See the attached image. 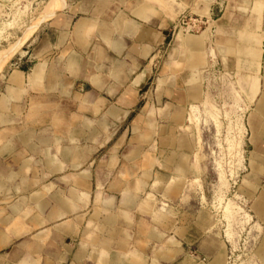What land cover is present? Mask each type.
Returning a JSON list of instances; mask_svg holds the SVG:
<instances>
[{
  "label": "crops",
  "instance_id": "crops-1",
  "mask_svg": "<svg viewBox=\"0 0 264 264\" xmlns=\"http://www.w3.org/2000/svg\"><path fill=\"white\" fill-rule=\"evenodd\" d=\"M188 7L208 13L210 19L213 11H221L212 19L213 24L208 23L210 32L205 36H189L180 28L172 31L174 16ZM169 44L161 62V53ZM218 73L234 81L230 92L236 109L241 108L242 95L245 100L246 109L239 117H243L240 121L248 147L249 174L239 188L241 198H252V209L258 218L255 222L247 213L248 221L241 218L243 224L239 228L247 225L248 232H255L252 239L259 237L252 264H264L256 256L264 247V194L253 197L261 182L264 186V0H59L8 61L0 86V133L8 130L3 126L12 122L6 116L8 112L18 115L15 108L21 96L29 97V109L42 108L47 105L42 101L51 98L72 96L74 102L87 109V115L77 122L84 126L82 131L86 130L90 141L97 139L96 125L105 130L100 136L108 141L130 118L129 143L133 149L128 154L141 158L136 165L141 174L128 188L120 182L110 183L109 187L120 194L117 203V195L99 197L97 190L95 201L111 210H105L101 218L97 212L89 216L87 229L82 232L87 242H80L73 253L72 246L64 245L58 234L46 237L48 230L43 224L71 214L76 228L80 215H75V203L87 197V171L77 172L65 192L55 189V182L51 181L41 184L27 197L18 196L6 206L11 220L0 217V250L23 234L15 221L28 212L26 201L36 211L26 218L25 224L36 229L31 233L30 244L21 241L7 256L9 260L0 256V264H64L69 254L71 264H84L85 256L89 264H235L229 260L227 247L230 244L234 250V233L225 228L227 232L221 235L213 228L214 222L197 227L191 214H178L169 207L167 212L161 210L164 202L156 207L159 201L154 189L156 195L160 191L163 198L170 199L181 193L187 181H174L171 176L157 175L158 172L154 180L150 175L158 168L188 171L185 161L194 155L192 139L188 133L177 135L179 126L185 123L186 110L193 112L192 108L205 102L202 99L208 94L210 77ZM150 76V88H144ZM151 114L159 115L158 120L143 119ZM140 120L148 132L137 130L135 123ZM50 122L58 130L60 116L51 115ZM66 132L63 137L72 142L81 129L69 128ZM17 137L25 149H39L42 159L14 160L15 169L8 168L5 175L0 173L3 200L11 191L32 187L45 174L79 166L81 152L73 142L70 147H61L59 136L33 135L28 129L17 133ZM124 138L121 135L115 145ZM12 145L10 139L0 142V156L10 154ZM160 155L161 163L157 160ZM38 162L43 164L44 171L37 179L31 166ZM258 172L263 174L256 175ZM252 174L257 181L249 180ZM244 182H248V196L241 189ZM193 183L189 179L188 185ZM2 211L0 207V214ZM58 226L55 229L63 231L64 227ZM89 226L96 232L90 233ZM49 239L54 241L52 249H48ZM86 246L92 250L87 255Z\"/></svg>",
  "mask_w": 264,
  "mask_h": 264
},
{
  "label": "rangeland",
  "instance_id": "rangeland-1",
  "mask_svg": "<svg viewBox=\"0 0 264 264\" xmlns=\"http://www.w3.org/2000/svg\"><path fill=\"white\" fill-rule=\"evenodd\" d=\"M52 1L53 0H0V52L3 51L0 55V67L3 66L0 71V86L4 83L8 61L25 43L31 32L35 30L43 20L46 19L47 15L51 12L54 5L59 0H54L55 2ZM220 13V10L213 11L211 18L216 19ZM196 14L202 16V21H207L205 17H209L208 13H201L188 7L179 11L174 16L172 21H174L176 17L179 16H197ZM211 24H213V22ZM204 28H207V30L202 33L187 35L205 36L207 32H210L208 22H204L201 25L200 30ZM23 37L25 41L20 45V43L23 42ZM169 43L171 44V41ZM16 44H18V46ZM170 44L166 46L164 52L161 53V62L166 56ZM151 80L152 76L149 77V83L146 84L144 88H150ZM210 83V87L207 88L208 94H205L202 99L205 102L202 105L199 104V107L192 108L193 112H196L195 110L200 111V122L198 124L200 139L198 142H196V140L191 142L193 153L196 152L198 157L195 160V157L191 156L190 158L188 156L185 162L189 165V169L186 173L163 171L159 170L158 168V171H153L150 173V175L152 174V179L154 180L156 178V173L158 172L157 175L171 176L174 181L183 178L185 181H187L184 183L181 193L175 197H171L170 199L163 198V196L160 194V191L156 195V190L154 189V195L156 196L157 201H159V203L156 205L157 208L161 206V202H164L166 205L161 209L163 211L167 212V209L170 208V211L177 212L178 214H191L196 222L197 227L202 226L203 224L208 225L209 222H214L213 228L223 235L224 229H228V225L231 224L230 222L232 221L229 218L228 219L230 221L225 218L227 216H225L224 207H226L227 201L231 202L234 205V208H237L238 210L241 208L242 214L244 212L250 214L251 220L255 222H257L256 217L258 218V216H256L254 210L252 209V198H241L243 196L240 194L239 188L242 181L245 180L249 174V171L246 167V150L248 147L244 140V124L242 123L243 117H241V119L239 117L240 114H243L244 110L246 109H244V96L242 95V101L239 102L241 108L238 107V109H236V106L233 105L234 95L232 91L230 92L231 87H235L232 78L225 75L220 76L218 73L211 75ZM207 99L210 102H208ZM73 100L74 98H72V96H67L61 100L51 98L49 101H42L43 104H47L44 107L29 109V97L21 96L16 103L15 108V110L18 112V115H15L14 111L8 112L6 116L7 118L8 116L11 117L12 122L10 124L4 125L3 128L8 130L2 131L0 133V142L10 139L11 144H13L10 154H4L0 156V173L2 175H5L6 172H8V168H11V170L16 168L14 160L29 157L33 160L42 159V154L38 151L39 149L35 152H32L28 149H25L24 144L19 143L17 133L21 132L23 129H28L33 133V135L42 134L51 136V134H55V136L60 137L58 145L61 147H70L72 146L71 144L73 142V145L79 148V151L81 152L80 162L76 169L71 170L65 168L58 173H48L45 174L44 177H40V179H38V175H41V172L44 171L42 166L43 164L41 162L34 163L31 166V170H34L35 176L38 179L36 184L30 188L23 187L17 190V192L11 191L8 195V198L5 200L0 197V207L3 208L0 217L11 220L12 216L6 209V206L9 204V202H12L20 195L27 197L30 192L38 190L41 184H47L51 181L55 182V189H60L62 192H65L72 177L75 176L77 172L86 170L88 173L87 181L89 182V188L86 191L87 197L85 201L75 203V215H80L79 224L76 225V228H73L75 223L72 220L73 216L71 214H66L62 219L59 220H47L43 224L48 230L46 237H53L55 233L58 234V236L62 237L61 239H63L64 245H68L70 248L72 246V253L79 247L80 242H87V238L82 236V232L83 230L87 229L86 227L87 223L89 222V216L93 212H97L98 218H101V214H103L105 210H111L100 206L99 202L95 201L97 190L99 189V197H108L110 194L117 195V199L115 201L117 203L120 194L114 187H109L110 183L114 181L120 182L124 188H128V185L134 182V180H136V178L141 174L138 172L136 166L137 164L141 163V158L138 159L137 156L131 157V155L128 154L129 150L133 149V146L129 143V140L132 137V132L130 129L132 123L128 122L130 118L124 122L116 135L108 141L107 139H102V136H100L102 132L105 133V130H100V128L96 125L97 139L95 142H93L87 139L86 130L84 129V131H82V127L84 126L80 123L78 124L77 122L78 119H80L84 114L87 115V109L79 106V102H74ZM32 101L39 102V99H32ZM212 109L214 110L212 111ZM53 114L60 116V122H58L56 125L59 126L58 130L56 127H54V123L51 124L50 122V116ZM187 114L188 110H186L185 116H187ZM212 114H214V119L211 118L213 121L210 120V116ZM158 117L159 115L151 114L149 116L145 115L143 119L154 122V120H158ZM184 124L187 125L186 122ZM135 125L140 133H146L149 131L141 120L140 122H136ZM75 127L80 128L81 132L79 137H75L74 140L70 142L66 137L64 138L63 136H66V130L69 128L71 130V128ZM112 128H114V126H112ZM186 132H192L194 139L196 138V132L191 125H188ZM179 134L182 135V131H178L177 135ZM121 135H125V138L115 145ZM189 135L192 136V134ZM31 140L33 139L31 138ZM155 145L157 147V144H154V146ZM50 149L51 152L54 151L52 144ZM162 158L163 156L160 155L157 157V160L160 162ZM217 165L218 168L222 170L219 180H217L216 174L218 169ZM28 172L29 171H27L26 175ZM189 179H192L194 182L191 186L188 185ZM259 179L261 180V177H259ZM98 184L102 186L98 188ZM262 185L263 182H261L260 185L255 188L253 197L257 193V196L264 194V186ZM79 190L85 191L84 189ZM146 191L149 190L146 189ZM26 203L27 204L25 207L28 212L23 218L15 221V225L18 228H21L20 233L23 232V234L18 240H12L11 244L7 246V248L0 250V256H6V260H9L7 256L13 252V250L17 249L18 243L25 241L30 244L31 233L36 229L28 228L27 224H25L26 218L36 211V208L34 205H32V203L30 204L29 201H26ZM238 214L233 217L236 221L241 218V214ZM90 222H92L90 224L93 225L94 219H92ZM56 226L64 227L63 231L61 228L60 231H57L55 229ZM261 226L263 227V225ZM88 229L92 234L96 232L93 226H89ZM248 231L249 227L247 225L242 229H240L239 226H233L232 232L234 233L233 236L236 239V246L234 250L230 244L227 246L229 249L228 256H230V262H234L235 264H252V260H254V248L258 243L259 237L256 236L254 239H252V237L255 235V232ZM53 246L54 241L49 239L48 249H52ZM59 248L60 245L58 244L57 250H59ZM90 251L92 250H89V246H86L84 254L87 255ZM190 252L193 255L195 254L194 250L192 249ZM34 258H37V256ZM70 258L71 254L67 256L64 264H71L72 261ZM86 258L87 256H85V260H83L84 264H89Z\"/></svg>",
  "mask_w": 264,
  "mask_h": 264
},
{
  "label": "bare ground",
  "instance_id": "bare-ground-1",
  "mask_svg": "<svg viewBox=\"0 0 264 264\" xmlns=\"http://www.w3.org/2000/svg\"><path fill=\"white\" fill-rule=\"evenodd\" d=\"M52 2H55L54 0L52 1ZM52 5V4H51ZM53 5H54V3H53ZM197 15V14H196ZM197 16H199V17H202V16H200V15H197ZM205 17V16H204ZM206 19H207V22L209 23V24H211L212 22H213V20L212 19H210L209 17H205ZM211 22V23H210ZM34 26V25H33ZM33 26H32V28H33ZM31 29V28H30ZM29 29V30H30ZM181 30L180 31H184L186 34H199V33H202V32H204V31H206L207 30V28H204V29H202V30H199V31H197L196 33H190V32H188V31H186V30H184V29H182V28H180ZM28 30V31H29ZM32 30V29H31ZM31 30H30V32H31ZM177 31V30H176ZM29 33V32H28ZM27 34V33H26ZM182 34V33H181ZM28 35V34H27ZM27 35H25V36H27ZM24 36V37H25ZM24 37L22 38V40H23V42H21L20 43V45L21 44H23L24 43V41H25V39H24ZM26 38V37H25ZM20 42V41H19ZM17 46H18V44H16ZM14 46V45H13ZM12 46V47H13ZM10 48V47H9ZM16 50V49H15ZM14 50V51H15ZM3 51H1L0 52V55H1V53H2ZM11 52V51H10ZM5 54H7V53H5ZM1 57V56H0ZM3 68V67H2ZM2 68H0V71H1V69ZM215 109V108H214ZM214 109H212V111L214 110ZM196 112H191V111H189L188 110V114H187V116H186V120H185V122H186V124L187 125H185V124H183V125H181V126H179V130L180 131H182V135H184V134H186V133H188V134H192V136H193V133L192 132H186V128L188 127V125H191L193 128H194V130H195V134H196V138L194 139V136L192 137L191 135H190V137H191V139H192V142H194L195 140H196V142H198V140L200 139V136H199V128H198V124H199V114H200V111H197V110H195ZM217 114V113H216ZM210 116V115H209ZM211 118H213L214 119V114H212L211 116H210V120H212ZM213 121V120H212ZM215 123V122H214ZM216 125H217V123H216ZM216 128V127H215ZM231 147V146H230ZM196 150V149H195ZM193 157H195V160H196V158L198 157L197 156V153L196 152H194V155H193ZM221 167V166H220ZM217 168H218V165H217ZM183 172L185 173V170H183ZM221 173H222V170L220 169V168H218L217 169V171H216V174H217V180H219L220 179V177H221ZM263 173L262 172H258L256 175H262ZM249 180H255V181H257V179L255 178V175H253L252 174V176L251 177H249ZM219 182V181H218ZM220 183H221V180H220ZM247 188V186H248V182L247 183H243L242 184V187H241V189L243 188L244 189V192L246 193V196H248L249 194H250V190H249V188H247V190L245 189V187ZM218 200V199H217ZM64 202V201H63ZM220 202V201H219ZM46 203V202H45ZM205 203V202H204ZM234 205L231 203V202H228L227 201V204H226V207H224V209H225V216H227V217H225L226 219H231L232 221L230 222L231 224H229L228 226V232H230V233H232L233 234V232H232V229H233V226H239L240 228H241V226H242V224H243V222L241 221L242 219L241 218H246V221H248V218H249V216H248V214L247 213H241V208L238 210L237 208H234L233 207ZM236 206V205H235ZM237 210H238V213L239 214H241V218L239 219V220H235V218H233L236 214H238L237 213ZM51 211V210H50ZM63 211V210H62ZM69 211V210H68ZM224 211V210H223ZM205 212V211H204ZM238 214V215H239ZM224 215V214H223ZM19 219V218H18ZM228 219V221H230ZM245 221V222H246ZM212 223V222H211ZM234 223V224H233ZM210 224V223H209ZM227 225V224H226ZM211 226V225H210ZM32 228V227H31ZM40 228V227H39ZM227 230V229H226ZM225 230V232H227ZM224 232V233H225ZM230 233L228 234L229 236H230ZM225 235H227V233L225 234ZM227 235V236H228ZM228 236V237H229ZM233 237V236H232ZM227 238V237H226ZM228 239H230V238H228ZM227 239V240H228ZM232 241V240H231ZM5 246V245H4ZM256 256L258 257V259H260L263 263H264V247H262V249H261V251H258V252H256ZM81 260V259H80Z\"/></svg>",
  "mask_w": 264,
  "mask_h": 264
},
{
  "label": "built area",
  "instance_id": "built-area-1",
  "mask_svg": "<svg viewBox=\"0 0 264 264\" xmlns=\"http://www.w3.org/2000/svg\"><path fill=\"white\" fill-rule=\"evenodd\" d=\"M205 19V18H204ZM207 21H202L199 16H179L172 22V31L182 28L188 32H197L201 29V25Z\"/></svg>",
  "mask_w": 264,
  "mask_h": 264
}]
</instances>
